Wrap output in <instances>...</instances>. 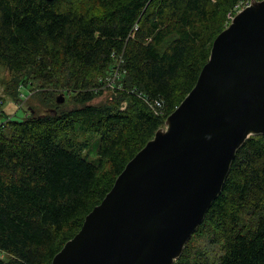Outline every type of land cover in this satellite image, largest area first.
<instances>
[{
	"label": "trees",
	"instance_id": "trees-1",
	"mask_svg": "<svg viewBox=\"0 0 264 264\" xmlns=\"http://www.w3.org/2000/svg\"><path fill=\"white\" fill-rule=\"evenodd\" d=\"M242 1L96 0L91 13L83 0H0L9 96L38 81L64 83L72 99L70 108L0 123V264L52 263L194 88ZM105 88L112 99L93 104ZM86 134L97 136L94 161ZM174 264H264V136L238 150Z\"/></svg>",
	"mask_w": 264,
	"mask_h": 264
},
{
	"label": "water",
	"instance_id": "water-1",
	"mask_svg": "<svg viewBox=\"0 0 264 264\" xmlns=\"http://www.w3.org/2000/svg\"><path fill=\"white\" fill-rule=\"evenodd\" d=\"M259 135L264 0H251L214 40L191 92L51 264H174L222 193L238 150Z\"/></svg>",
	"mask_w": 264,
	"mask_h": 264
},
{
	"label": "rangeland",
	"instance_id": "rangeland-1",
	"mask_svg": "<svg viewBox=\"0 0 264 264\" xmlns=\"http://www.w3.org/2000/svg\"><path fill=\"white\" fill-rule=\"evenodd\" d=\"M86 4L84 10L88 9L91 13H96L99 11V7L95 4L96 0H83ZM251 0H246L244 3L247 4ZM235 9H232L228 13L226 17V24L229 25L230 16L235 14ZM14 78L15 76L9 75L8 72L4 69H0V112L5 114L4 117L0 119L1 122L6 121V117L9 116V119L12 120H22L26 114L34 113L36 115L48 114L51 111H55L56 106H63L64 108L72 107V99L69 97H65V93H67L66 88L64 87V83H59L57 88L54 85H46L41 84L40 82L33 81L32 90L25 88L23 84L20 86L18 85L16 88L17 98L9 96V88L13 86L10 90H14ZM107 83H116L112 81L111 78L107 80ZM107 87L108 84H107ZM111 88V87H110ZM112 89L105 88L104 94L93 101V104H100L106 102L108 99H112L113 92ZM64 95L65 99L64 102L61 104L57 103V99ZM125 107V104H124ZM84 137H88L91 139V152L88 156V160L94 161L97 158V153L94 149L95 142L97 140V136L86 134ZM2 258H7L2 255Z\"/></svg>",
	"mask_w": 264,
	"mask_h": 264
},
{
	"label": "built area",
	"instance_id": "built-area-1",
	"mask_svg": "<svg viewBox=\"0 0 264 264\" xmlns=\"http://www.w3.org/2000/svg\"><path fill=\"white\" fill-rule=\"evenodd\" d=\"M246 2V0H244V1H242V2H240L239 4H237L235 7H234V9H235V14H233V15H231L230 16V22H229V25H230V23L232 22V20L234 19V17L241 11V10H243L245 7H247L249 4H250V2H248L247 4H245L244 5V3ZM228 25V26H229ZM118 67H119V65H118ZM115 74H114V76H113V78H112V81L113 82H115L116 80H117V78L119 77V69L117 68V70H115V72H114ZM115 83H110L108 86H110V87H112V85H114Z\"/></svg>",
	"mask_w": 264,
	"mask_h": 264
}]
</instances>
